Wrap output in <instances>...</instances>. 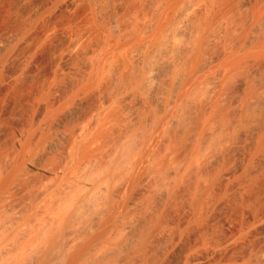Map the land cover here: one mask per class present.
<instances>
[{
    "label": "bare ground",
    "instance_id": "obj_1",
    "mask_svg": "<svg viewBox=\"0 0 264 264\" xmlns=\"http://www.w3.org/2000/svg\"><path fill=\"white\" fill-rule=\"evenodd\" d=\"M14 2L2 54L47 16L37 50L72 26L75 0L47 16L35 1L33 29L34 5ZM130 2L132 19L89 17L108 49L89 65L68 38L50 45L55 79L1 78L0 264H264V0ZM14 107L26 120L10 123Z\"/></svg>",
    "mask_w": 264,
    "mask_h": 264
},
{
    "label": "rangeland",
    "instance_id": "obj_2",
    "mask_svg": "<svg viewBox=\"0 0 264 264\" xmlns=\"http://www.w3.org/2000/svg\"><path fill=\"white\" fill-rule=\"evenodd\" d=\"M18 1H19V2H18ZM22 1H23V2H22ZM27 1H28V2H27ZM31 1L33 2V0H21V4H20V0H15V2H14L15 5L19 3L18 6L16 5V6L18 7V10H17L16 13H18V15H19V12H18L19 9H20L21 11H24V9L27 8L28 11H29V10H30V9H29V7H30L29 5L31 4V6L33 7L35 1L37 2L38 0H35L33 3H31ZM39 1L41 2V4H40V2H39L40 6H39V4L36 3V4H37L36 6H37V7L39 6V7L37 8V7L34 5L33 10H34V12H35V11H37L38 9H41L42 4H43L42 1H43V2L45 3V4H43V9H41V10L43 11V13H42L41 10H39V11H37V12H39L38 14H36L37 12L33 14V13H30V12L32 11V10H31V11L29 12V14H30V15H34V16L31 17L30 15H28V17L25 16L23 19H26V17H27V18H29V20L32 19L33 21H32V20H30V21H32L33 23L30 22V21H28V19H27V21L24 20V22L26 21V23H28V24H29V23H32V24H30L31 27H30L28 24L25 23V24H26L25 27L28 26V27H30V28H32V27L34 28L35 25H36V23H37L38 21H41L39 18H42V19H43V17H45V16H43V15H40V17H39V14L42 13V14H44V15L47 16L48 14H46L45 12L51 10V7H50V6H55V5H57V4H61V3L64 2L65 0H58V1H56V4H55V5H51V3L54 4V2H55V1L53 0V2L50 3V6L47 5V6L49 7V10H47V8H44V5L46 6V3H49L48 1H47V2H45L46 0H45V1H44V0H39ZM51 1H52V0H51ZM91 1H92V2H91ZM91 1H90V0H85V1H82V0H75V8L72 9L73 11H72V10H69V11H67V12H64L65 15L62 14L60 20H62V21H64V22H66L67 19L70 20V21L72 20L71 22H70V21H69V22H70V24L72 23V24H71L72 26H73V25H74V26H73V27L71 26V28H69V27L65 28V27H64V29L66 30V33L62 34L63 36H62V35H59V36L57 35V36L59 37L58 40H57L56 37H55L56 40H54V37L52 38V36H49V37H48L47 35H45V36L48 37L49 39H50V37H51V38L53 39V40L51 39V40H52L51 43H54V42H55L56 45L58 44V46H56L55 43H54V44H49L50 42H48V44H46L47 46H45L44 43H46L47 40L44 39V38H46V37H45V36H44V37L41 36V40H42V38H43V39H44L43 41H45L44 43H43V41H40V42H42V44L40 45L39 49L42 47L43 44H44V46H45V47H43L44 50H42V51L38 49L39 51H41V52H40L41 54H42V53H45L44 51H46V49H45L46 47H49V48H47L48 53H49L50 45H52L51 47H53V49L55 48L54 50L51 49L53 52H55L56 47H59V46H60V45H59V44H60V41H61V42H62V41L65 42V40L68 39V38H74V39H77V40H78V38H79V42H80L81 40H83V42H82V41L80 42V45H82V47L80 46V49H81V50H80V54H79V58H80V61H82V62H81L82 64L85 63V64H88V65H89V64L91 63V60L93 61L94 58L96 59L97 56L104 54V53H102V49H103V52H104L105 49H107V48L103 47V48L101 49V48L98 46V45L100 44V40H101V39H100V37H98V36H99L98 34H95L96 32H97V33H98V32L100 33V30L97 31V30H98V29H97L96 32L94 31L95 29H94V30H93V29L90 30L91 28L89 29V28L87 27L86 23H87L88 19H90V18L92 17V14H96V13H98L97 15H100L99 17H101L102 19H103V17L106 19L109 15H110V16H111V15L114 16V17L111 16V18H112V17H113V18H119L118 15H120L121 13H122V15H120V16H121L120 19H122V18H125V19H129V18H130V19H132V15H131V13H129L127 10H124V11H123V9H125L124 6H126V8H127V7H128V6H127V2H128V5H129V2H130L131 0H119V1H118V0H115V1H114V0H109V2H107L108 0H107V1H105V0H104V1H102V0H97V1H96V0H91ZM120 1H123V2L120 3ZM132 1H133V0H132ZM132 1L130 2L131 4H134V5H135V4L137 3V4L140 5V4L145 3L147 0H146V1H145V0H138V1L135 0V2H134V1L132 2ZM139 1H140V2H139ZM0 2H1V0H0ZM3 2H4V0H3L1 3H3ZM16 2H17V3H16ZM60 2H61V3H60ZM77 2H78V4H77ZM79 2H80V3H79ZM81 2H82V3H81ZM95 2H96V3H95ZM97 2H98V3H97ZM1 3H0V6H1ZM22 3H23L22 8H24V9H21V7H20V6L22 5ZM89 3H90V4H89ZM93 3H94V4H93ZM104 3H105V4H104ZM107 3H108V5H107ZM122 3H124V4H122ZM3 4H5L6 6L8 5V3H3ZM32 4H33V5H32ZM91 4H93V5H91ZM111 4H113V5H111ZM137 4H136V5H137ZM78 5H79V6H78ZM81 5H82V6H81ZM84 5H85V6H84ZM114 5H115V6H114ZM116 5H118V6H116ZM2 6H3V5H2ZM6 6H4V7H6ZM27 6H28V7H27ZM47 6H46V7H47ZM96 6H99V8L96 7ZM100 6H101V7H100ZM104 6H105V7H104ZM107 6H108V7H107ZM119 6H121V7L119 8ZM25 7H26V8H25ZM35 7H36L37 10H35ZM88 7H89V8H88ZM91 7H94L93 10H92ZM116 7H117V8H116ZM30 8H31V7H30ZM55 8H57V6H56ZM55 8H52V10L54 9L53 11H55ZM80 8H81V9H80ZM84 8H86V9H84ZM95 8H96V9H95ZM97 8H98V9H97ZM121 8H123V9H121ZM27 9H26L25 11H27ZM82 9H83V10H82ZM90 9L92 10V12H90ZM114 9H115V10H114ZM119 9H121L122 11L120 10L121 12H120V11L118 12ZM44 10H45V12H44ZM76 10H77V11H76ZM80 10H81V11H80ZM86 10H87V11H86ZM88 10H89V11H88ZM113 10L116 11L117 14H116ZM8 11H9V10H8ZM28 11H27V12H28ZM84 11H85V14H84ZM96 11H97V12H96ZM109 11H110V13H109ZM12 12L14 13L13 10L10 11L9 13L12 14ZM32 12H33V11H32ZM69 12H70V13H69ZM73 12H74V13H73ZM78 12H80V13H78ZM88 12H89V13H88ZM93 12H94V13H93ZM95 12H96V13H95ZM112 12L115 13V14H113ZM124 12H125V13H124ZM16 13H15V14H16ZM48 13L51 14L52 12L50 11V12H48ZM66 13H67V14H66ZM100 13H102V14H100ZM11 14H9V16H10ZM20 14H21V13H20ZM35 14H36L37 16H35ZM50 14H49V15H50ZM75 14H77V15H75ZM103 14H104V15H103ZM124 14H125V15H124ZM126 14H127V15H126ZM128 14H129V15H128ZM81 15H82V16H81ZM29 16H30L31 18H30ZM110 16H109V17H110ZM116 16H117V17H116ZM122 16H123V17H122ZM10 17H13V18H14V17H16V16H15V15H12V16H10ZM34 17L38 18L39 20L37 19L38 21L35 22V19H36V18H34ZM48 17H49V16L45 17V18H46V21H47V19L49 20ZM82 17H83V18H82ZM89 17H90V18H89ZM19 18H20V17L18 16L17 19H19ZM45 18H44V20H45ZM66 18H67V19H66ZM71 18H72V19H71ZM79 18H80V19H79ZM84 18H85V19H84ZM15 19H16V18H15ZM74 19H75V20H74ZM77 19H78V20H77ZM86 19H87V20H86ZM105 19H104V20H105ZM44 20H42L41 22L43 23ZM68 20H67V22H68ZM85 20H86V21H85ZM46 21L44 22V26H47V27H48L49 24H48V25H45V23H48V22H46ZM74 21H76V22H74ZM77 21L79 22V24H78ZM105 21H106V20H105ZM41 22H40V23L38 22V23H39L38 27H37V26L35 27L37 30H36V29L31 30V29H28V27H26L28 30L33 31V33H32L31 31H29V32H31V34L28 32V30H25V31H24L25 28H23V31H24V32L27 31V33H29V36H30V35H32V36L35 35V36H36L38 33H40L41 30H44V29L46 28V27H44V28H43V27H40V28H41V30H40L39 26H40ZM73 22H74V23H77V24H74ZM82 23H84V24H82ZM41 25H42V24H41ZM53 25H54V24H52V26H53ZM78 25H79V27H78ZM80 25H81V26H80ZM0 26H1V25H0ZM52 26H51V27H52ZM83 26H84V27H83ZM85 26H86V28H85ZM3 27H4V26H2V28H3ZM2 28H1V30H3ZM33 28H32V29H33ZM53 28H54V27H53ZM53 28H52V30L55 29V30H54L55 33H56V31L59 32V31L62 29L61 27H55L54 29H53ZM56 28H58L59 30H58V29L56 30ZM60 28H61V29H60ZM78 28H79V29H78ZM64 29H63V30H64ZM71 29H72V30H71ZM1 30H0V32H1ZM4 30H5V29H4ZM6 30H7V29H6ZM13 30L16 31V29H13ZM13 30H12V31H13ZM38 30H39V32H38ZM65 30H64V32H65ZM67 30H68V31H67ZM70 30H71V31H70ZM7 31H8V30H7ZM23 31H21V32H23ZM34 31H36V32H38V33L35 34L36 32H34ZM90 31H91V32H90ZM93 31H94L95 33H93ZM2 32H3V33H2ZM2 32L0 33V39H2L1 35H2V36L5 35L4 31H2ZM19 32H20V31H19ZM6 33H7V32H6ZM27 33H24V34L26 35ZM59 33H60V32H59ZM69 33H72V36L68 37V35H67V37H66L65 35H66V34H69ZM79 33H80V34H79ZM3 34H4V35H3ZM90 34H91V35H90ZM93 34H94V35H93ZM21 35L24 36L23 33H22ZM49 35H50V34H49ZM51 35H53V34L51 33ZM70 35H71V34H70ZM74 35H76L77 37L74 36ZM88 35H90V36H88ZM96 35H97V37H98L99 39L96 37ZM19 36H20V35H19ZM22 36L19 37V39H20V38H23ZM32 36H30V38H31L30 40H31V41L33 40V44H34L35 42H38V41L40 40V38L35 39V38H32ZM35 36H34V37H35ZM38 36H39V34H38ZM54 36H55V35H54ZM60 36H61L62 38H63V37H66V38H63V40H62V38L60 39ZM81 36H83V37H81ZM85 36H86V37H85ZM26 37H27L26 39L29 38L28 36H26ZM39 37H40V36H39ZM91 37H92V38H91ZM84 38H86V39L84 40ZM19 39L17 38L18 41H17V40H16V41L14 40L15 42L12 43L15 47H14L12 44H10L8 47H6V50H5V52H3V54L0 53V58H1V59H0V61H1V62H0V75H1V73L3 74V75H1V77H0V81H1L0 86H1V87H5V86L8 87V85L5 84L6 82L4 81V82H5V83H4V82L1 80V78H2V77L4 78V76L6 77V75L8 76L9 73H7V72H10V71H14V72H16V73H17L16 76H18V75L20 74L19 77H21V76L24 74L23 72H25V69H27V71L29 70V74L31 73V74L34 75L35 77H37V76L39 75L40 77H39V78L37 77L36 79H41V80L44 79V77L47 76V74H48L50 77H51V75H52L53 78H54L55 75H53V74H58V73H59L58 69H56V68L54 67V65H53V59H54L55 56L52 54V53H53L52 51H50L51 55H49L50 53H49V54L46 53L47 56H46V54H43V56H41L40 58H38L37 55H36V57H35V54H36V53H34L33 56L36 58V61H37V60H40V61H37V63H36L38 66H36V64H35V65H34L35 67H33L32 64H33V62L35 63V58H34V57L32 58V54H33V52H36L37 49H35V46H37V45L39 46V44L35 43L36 45L34 44L33 48H31V49H29L28 47H32V46H27L28 49L25 47L24 50H27V51L29 50V52L32 51V52H31V55H30V54L28 55L29 52H27V51L25 52L21 47L25 46L26 43H27V45H30V43L32 44V42L28 40V41L30 42V43H28V42L26 41V39H24V38H23V39H24L26 42L23 41V39L21 40V41H22V42H21ZM34 39H35V40H34ZM96 40H97V41H96ZM19 41H20V42H19ZM34 41H35V42H34ZM48 41H49V40H48ZM53 41H54V42H53ZM86 41H87L88 43H87ZM90 41H91V42H90ZM64 42H62L61 45H62ZM94 42H95V43H94ZM17 43H18L19 45H18ZM20 43L25 44V45L22 46V44L20 45ZM81 43H83V44H81ZM16 44H17V45H16ZM48 45H49V46H48ZM84 45H85V46H84ZM95 45H96V46H95ZM10 46H11V47H10ZM18 46H19V48L22 49L21 51H20V49H19V50L16 49ZM38 46H37L36 48H38ZM87 47H88V48H87ZM92 48H93V49H92ZM99 48H100L101 50H100ZM13 49H14V50H13ZM34 49H35V51H33ZM41 49H42V48H41ZM89 49H90V50H89ZM95 49H96V50H95ZM12 50H13V52H14L15 54H17V55L19 54V55H18V58L22 57V58H20V60L17 59V64H16V62H15L16 60H15L14 62H11V63L8 62V61H11L10 58L13 57V56L10 57V55H13V54H14V53L12 52ZM16 50H17L18 53L15 52ZM30 50H31V51H30ZM38 50H37V52H39ZM84 50H85V51H84ZM97 50H98V51H97ZM107 50H108V49H107ZM88 51H89V52H88ZM92 51H94L95 54L92 53ZM100 51H101V54H99ZM6 52H7V53H6ZM46 52H47V51H46ZM85 52H86V53H85ZM97 52H99V53H97ZM4 53H5V54H4ZM12 53H13V54H12ZM23 53H24V54H23ZM8 54H9V55H8ZM15 54H14V55H15ZM20 54H21V55H20ZM37 54L40 56L39 53H37ZM89 54H90V55H89ZM91 54H92V55H91ZM93 54H94V55H93ZM96 54H97V55H96ZM3 55H4V56H3ZM22 55H23V56H22ZM26 55H27V56H26ZM48 55H49V56H48ZM88 55H89V56H92V57H89ZM95 55H96V57H95ZM1 56H2L3 58H2ZM84 56H85V57H84ZM86 56H88V57H86ZM93 56H94V58H93ZM24 57H25V59H24ZM42 57H46V58L50 57V58H48V59L43 58V59H44V60H43ZM82 57H83V58H82ZM5 58H6V59H5ZM29 58H32V59H29ZM89 58H90V59H89ZM91 58H92V59H91ZM2 59H3V60H2ZM21 59H24V60L21 61ZM33 59H34V60H33ZM41 59L43 60L42 62H44L45 60H47V61H45V62L42 64V63H41ZM50 59H52V60H50ZM83 59H84V60H83ZM86 59H87V60H86ZM29 60H30V61H29ZM4 61H5V62H4ZM19 61H21V62H19ZM25 61H26V62H25ZM32 61H33V62H32ZM23 62H24V63H23ZM30 62H31V63H30ZM38 62L41 63V64L39 63V64H40V67H39ZM83 62H84V63H83ZM4 63H5V64H4ZM18 63H19V64H18ZM25 63H26V64H25ZM27 63H28V64H31V65H32V66H31L32 68H31V67L29 68L28 66H30V65H28ZM45 63H46V64H45ZM2 64H3V65H2ZM7 64H8V65H7ZM9 64H10V65H9ZM24 64H25L26 66H25ZM5 65H6V66H5ZM14 65H15V67H14ZM19 65H20V67H19ZM23 65H24V66H23ZM50 65H51V66H50ZM52 65H53L54 68L52 67ZM22 66H23V67H22ZM9 67H10V68H9ZM16 67H18V68L16 69ZM51 67H52V68H51ZM4 68H5V70H4ZM11 68H12V69H11ZM28 68H29V69H28ZM33 68H34V69H33ZM35 68H36V69H35ZM41 68H42V69H41ZM49 68H50V69H49ZM8 69H9V70H8ZM18 69H19V70H18ZM43 69H45V71H44ZM53 69H55V73H54V70H53ZM30 70H31V71H30ZM39 70H40V71H39ZM50 70H51V72H49ZM3 71H4V72H3ZM22 71H23V72H22ZM27 71H26V72H27ZM35 71H36V72H35ZM43 71H44V72H43ZM26 72H25V73H26ZM38 72H39V73H38ZM52 72H53V73H52ZM18 73H19V74H18ZM32 75H30L29 77H31ZM41 75L43 76V78L41 77ZM27 76H28V75L24 74V76L21 77L19 81L22 82V79H25V80H23V83L26 84V82H30V83H32V82H34V81L36 80V79L34 80V78H32V77H34V76L31 77L32 79H27V78H28ZM19 77H16V79H17V78L19 79ZM3 78H2V79H3ZM4 79H6V78H4ZM4 79H3V80H4ZM16 79H15V80H12V81L10 80V82H12V83L14 84V83L16 82ZM54 79H55V78H54ZM32 80H34V81H32ZM14 81H15V82H14ZM24 81H25V82H24ZM16 83H17V82H16ZM13 84H12V85H13ZM10 86H11V84H10ZM10 86H9V87H10ZM118 86H120V87H118ZM116 87H117V88L115 89L116 91H118V90L122 91V90H123V86H122L121 84L117 85ZM120 88H121L122 90H121ZM14 108H15L14 110H15V112H16V111H17V110H16L17 107H14ZM141 109H142V110H141ZM143 109H144V110H143ZM145 109H146V108L141 107L139 113H140L141 111H142V112H141L140 114H142L143 112H145V113L148 112V116H149V111H147V109H146V110H145ZM14 110H13V112H14ZM15 112H14V113H15ZM17 112H18V113H17ZM17 112H16L17 114H15V117H14V118H11V117H10V116H12L14 113L11 112L12 115H11V113L9 114L8 117L11 118V119H10V120H11L10 123H12V124H13V123H16V119L19 120V121H20L21 119H22V120H26V119H25L26 115H25V117H24V115H23L24 113H22V114L19 115V113H20L21 111L18 110ZM13 116H14V115H13ZM19 118H20V119H19ZM23 118H24V119H23ZM12 121H13V122H12ZM19 121H18V122H19ZM18 122H17V123H18ZM241 158H242V160H245V158H247V157L244 156V158H243V156H242ZM241 158H240V159H241ZM240 159H239V160H240ZM239 160H237L236 162H237V165H238V166H241L242 160H240V161H241L240 165H239ZM236 162H235V164L232 165L233 167H232V166L230 167V169L234 168V166H235V167L237 166V165H236ZM254 162H255V165L257 164L256 166L259 165L256 161H252L251 163H249L248 165L245 166V170H249V169L251 170L253 167H255L254 165H251V164H254ZM252 166H253V167H252ZM251 167H252V168H251Z\"/></svg>",
    "mask_w": 264,
    "mask_h": 264
}]
</instances>
